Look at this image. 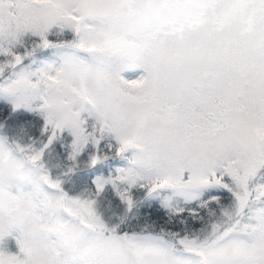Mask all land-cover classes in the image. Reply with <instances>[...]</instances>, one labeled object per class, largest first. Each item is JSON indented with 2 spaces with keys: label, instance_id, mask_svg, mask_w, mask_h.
<instances>
[{
  "label": "snow or ice",
  "instance_id": "snow-or-ice-1",
  "mask_svg": "<svg viewBox=\"0 0 264 264\" xmlns=\"http://www.w3.org/2000/svg\"><path fill=\"white\" fill-rule=\"evenodd\" d=\"M0 264H264V0H0Z\"/></svg>",
  "mask_w": 264,
  "mask_h": 264
}]
</instances>
